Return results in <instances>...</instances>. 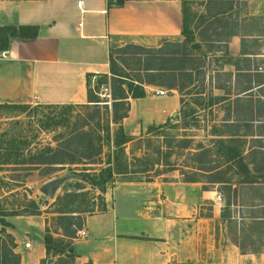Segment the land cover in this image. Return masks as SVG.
Returning a JSON list of instances; mask_svg holds the SVG:
<instances>
[{"label": "crops", "instance_id": "crops-1", "mask_svg": "<svg viewBox=\"0 0 264 264\" xmlns=\"http://www.w3.org/2000/svg\"><path fill=\"white\" fill-rule=\"evenodd\" d=\"M227 1L218 16L235 11ZM182 5L180 0H0V27H37L34 39L9 38L0 51V104L84 103L87 75L108 73L113 44L180 38ZM243 6L244 12L233 13L239 24L264 16V0H245ZM256 37L263 36H243ZM241 40V35L228 38L229 57L264 58V50L243 56ZM250 68L264 74L260 65ZM221 69L230 73L233 85L234 66L222 64ZM145 90L144 97L128 99V113L121 120L127 136L164 124L180 109L178 93L166 94L153 85ZM202 185L157 178L117 183L106 192L103 209L85 216L86 235L71 241L72 264H264V251L243 254L228 238L220 222L222 196L218 201L219 192ZM24 218L10 219L14 252L19 264H40L43 240L32 263L22 256L32 248L24 244L30 242L28 230L34 229Z\"/></svg>", "mask_w": 264, "mask_h": 264}, {"label": "rangeland", "instance_id": "rangeland-1", "mask_svg": "<svg viewBox=\"0 0 264 264\" xmlns=\"http://www.w3.org/2000/svg\"><path fill=\"white\" fill-rule=\"evenodd\" d=\"M180 1L185 7L188 31L194 37V41L188 43L186 49L202 61L201 71L204 74H194L191 82L178 78L177 83L185 85L180 91L168 88V80H163V84L158 86L165 90L166 94L178 93L181 103L176 115L164 124L148 126L139 135L129 136V141H123L124 131L123 128L119 129L122 127L121 120L114 118L124 112L125 105H114L111 86L99 76L101 74L88 78L94 102L86 100L80 104H28L22 108H0V211L7 214L0 215V233L3 229L5 233L10 234V219L14 216H24V219L30 222L29 226L34 227L28 230L31 233L27 235V241H30L32 248L22 254L29 258L31 263L42 249L41 237L46 231L57 241L56 245L68 244L64 246L65 250L71 247L70 240L64 237L68 222L71 223L72 229L79 223L83 225L87 214L101 211L106 192L109 194L117 183L150 181L156 178L184 181L197 178L205 181V175L193 171L201 165L211 166L222 162L213 141L218 134L225 133L226 128L221 125L225 119L233 117V114L228 116L224 103L209 106L210 102H215L216 96L223 95L222 90L214 87L219 81L214 79L213 70L217 66L221 68L225 60L220 58L223 57V53L219 51L222 49V43L214 40L227 39L228 36L221 33L223 21L229 16L230 20H233V13L236 15L238 10L239 14L244 12L243 2L231 0L235 11L226 16H218L217 12L227 7L223 0ZM242 20L240 26L243 24ZM245 23V32L258 26L262 29L259 34L264 33L261 22L248 19ZM183 39L184 36L181 35L178 39H161L156 43L142 41L138 44L155 47L163 45L164 51L173 49V55L177 56L181 47L167 46L165 41L181 42ZM195 43H199L200 48L192 47ZM244 43L247 52L263 53L264 36L245 38ZM123 44V41L113 44L112 49ZM118 56L120 55L114 54L115 58ZM252 59L254 60L249 61L250 66L253 64L264 68V58L257 56ZM117 61L119 67H125L122 63L120 65L119 59ZM236 62L240 66L247 64L242 59ZM132 63L131 67L134 66ZM160 64L163 65L161 62ZM165 64L176 65L177 62ZM221 78V82L229 86L228 78ZM258 79L263 81L264 74L258 76ZM253 92L256 94L254 108L258 111L259 105L255 101L264 94V89H254ZM260 100L263 101L264 97L260 96ZM48 147L60 150L62 155L58 161L65 163L35 164L38 159L49 157ZM204 148H208L207 154L197 153ZM108 169L113 172L112 178L107 180L105 190L102 191V186L95 183L107 176ZM229 176L231 182H237L238 176ZM207 185L217 189L216 185ZM46 187H52V194L44 192ZM245 192L247 191L239 192L237 197L242 204H249L252 193ZM220 194L223 207L226 194L223 191ZM249 210L247 206L233 207L232 217L220 220L222 228L228 238H237L248 249L264 251V227L263 232L259 234L255 227L246 221L245 230L237 233V212L246 214ZM60 215H68L69 219L63 220ZM55 253L57 252L53 248L51 256L44 264L72 263V257H67L66 252L61 258Z\"/></svg>", "mask_w": 264, "mask_h": 264}, {"label": "trees", "instance_id": "trees-1", "mask_svg": "<svg viewBox=\"0 0 264 264\" xmlns=\"http://www.w3.org/2000/svg\"><path fill=\"white\" fill-rule=\"evenodd\" d=\"M245 5V0L243 1ZM121 4L120 2L117 3ZM225 11H220L224 13ZM217 15V14H216ZM229 19V20H227ZM222 24V32L226 34L227 39H215L217 43H222V49L219 50L223 53V58H225L222 64H231L236 70L234 84L225 85L221 82V77H230V73L220 70L217 66L214 71V79L219 81L215 84L216 89L223 91V95L216 96L214 98L215 102L209 103V106L214 104L224 103L225 110L228 112V116L233 117L230 119H225L226 121L222 123L225 129V133L218 134V137L214 139V146L218 149L217 154L221 157V163H214L211 166L201 165L196 168L194 173H199L205 175L207 180L202 181L197 178H190L186 181L190 182H203L202 187L204 189H210L207 184H213L217 186V191L221 193L223 191L226 194L224 197V204L221 209V218L228 220L232 217L233 207H244L247 206L250 210L246 214L242 211H238V221L239 230L237 233L243 232L245 230L246 221H249L252 227H255L256 231L261 234L264 227V100H260V96L255 103H258L259 108L256 111L254 108V94L253 90L264 89V81H259L257 74L251 72L248 57H241L242 60L246 61L245 66H240L238 60H233L228 56V38L231 35H241V53L244 56L250 52H247L244 47V35L247 36H264L261 33L262 29L258 26L253 30L245 32L247 28L246 23L240 24L237 22V18L231 19V16L227 17ZM250 19L255 22H261L264 27V16L251 17ZM258 33V34H253ZM181 34L184 36L183 41L173 42L165 41L167 46H180L181 52L175 56L173 55V49H166L170 51H164L163 45L158 46H144L135 43H125L121 47L110 48L109 59H108V73H103L99 75L105 82H109L111 86V96L114 105L119 103L125 105L124 112L120 115H115V120H122L127 116L129 102L128 98H142L146 95L145 86H161L163 80H168V88H175L178 91L182 90L185 85L184 83H177L178 78L181 80H187L191 82L193 80L194 74H204L202 69V61L196 59L192 53H189L186 49V45L194 41V37L189 33L187 27V17L185 16V7L182 5V29ZM37 36L36 26H19V27H0V51L5 50L8 47L9 38H18L21 40H31ZM192 47L200 48L199 43H195ZM172 51V52H171ZM118 54L117 58L114 54ZM178 53V52H175ZM125 67H119L118 61ZM133 62V63H132ZM163 63V65L160 64ZM177 62L176 65H166L165 63ZM131 63L134 66L131 67ZM160 64V65H159ZM219 68V69H218ZM256 70V69H254ZM93 76L91 74L87 75V101L94 102L93 96L91 95L92 89L88 84V78ZM227 80V79H226ZM229 82V81H228ZM256 83V84H254ZM28 104H0L1 107L8 108H22L27 107ZM255 112H257L255 114ZM122 127H119L120 130ZM218 128V127H215ZM122 140L129 141V136L122 133ZM50 155L48 158L38 159L35 164H64L59 156H61L60 150L48 147ZM210 151V150H209ZM198 154L208 153V148L201 149L197 152ZM40 160V161H39ZM72 162V161H71ZM108 164L110 162L108 161ZM110 167V165H109ZM107 176L98 181L95 184L101 185V190L104 191V185L112 178V170H107ZM119 173V172H118ZM128 173L127 171L125 172ZM229 174L238 176L237 182H231V177ZM94 182V181H93ZM94 184V183H92ZM220 186V187H219ZM247 191L252 193L251 201L249 204H242L238 200V193ZM245 192V193H247ZM0 215H7L4 211H0ZM12 215V214H10ZM13 215H18V213H13ZM63 220L69 219L68 215L59 216ZM71 223L68 222L65 228L64 237L71 241L76 237V233L82 228V223H79L72 229L70 228ZM0 233V264H19L20 256L18 253L14 252L15 242L11 234L5 233L1 229ZM45 257L41 259L40 264H44L46 259L51 256L53 248L56 250L55 253L59 258L65 252L67 257H72L71 247L65 250L64 246L57 244V241L50 235L48 231L43 236ZM232 241L241 253H254L260 251H252L245 247L244 243L240 242L237 238H233ZM56 242V243H55ZM62 242V241H61ZM72 264V263H71Z\"/></svg>", "mask_w": 264, "mask_h": 264}, {"label": "built area", "instance_id": "built-area-1", "mask_svg": "<svg viewBox=\"0 0 264 264\" xmlns=\"http://www.w3.org/2000/svg\"><path fill=\"white\" fill-rule=\"evenodd\" d=\"M155 93L156 94H160V95H162V94H164L165 93V91H163V90H157V91H155ZM216 198H217V200L219 201V200H221V194H217L216 195ZM86 235V233H85V231H84V229H79L78 231H77V233H76V237L78 238V237H84ZM24 246H25V248H29L30 247V242H26L25 244H24Z\"/></svg>", "mask_w": 264, "mask_h": 264}, {"label": "water", "instance_id": "water-1", "mask_svg": "<svg viewBox=\"0 0 264 264\" xmlns=\"http://www.w3.org/2000/svg\"><path fill=\"white\" fill-rule=\"evenodd\" d=\"M44 192L45 193H47V194H52V187H46L45 189H44Z\"/></svg>", "mask_w": 264, "mask_h": 264}]
</instances>
